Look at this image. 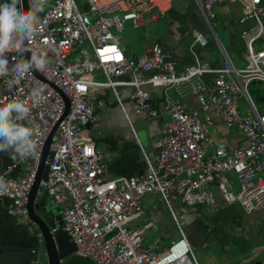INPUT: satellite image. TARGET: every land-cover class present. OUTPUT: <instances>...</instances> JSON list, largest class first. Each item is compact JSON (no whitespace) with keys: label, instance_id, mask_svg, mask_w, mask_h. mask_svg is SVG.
I'll return each mask as SVG.
<instances>
[{"label":"built area","instance_id":"2783aa9c","mask_svg":"<svg viewBox=\"0 0 264 264\" xmlns=\"http://www.w3.org/2000/svg\"><path fill=\"white\" fill-rule=\"evenodd\" d=\"M192 1L210 31L208 36L192 32L193 43L202 47L209 39L215 40L213 7L233 0ZM30 4L26 0V9ZM169 5L170 0H47L36 35L14 46L19 53H8L10 63L12 58L26 60L24 52L29 57L34 52L46 53L47 68L34 70L44 81L30 71L19 84L10 86L14 74L0 76V103L19 98L28 104L30 126L39 142L35 157L18 158V166L6 165L0 175L4 209L15 223L27 226V194L42 144L57 123L45 160L46 177L39 180L37 195L44 193L54 204L62 205L59 220L52 219L49 225L51 235L64 232L74 245L73 254L92 264H197L174 219L171 194L181 204L210 211L234 202L246 214L264 210V106L258 110L247 90L248 85H264V0L240 1L237 23L243 67L234 66L216 40L223 59L218 66L202 65L195 59L176 71L175 62L156 44L127 58L110 29L121 31L126 23L137 27L145 16L154 18ZM139 71L151 74L138 79ZM202 75H211L210 81H202ZM145 84L172 87L175 97L153 104L143 89ZM39 87L45 89V99L33 104L31 93ZM99 88L111 93L138 145L143 164L139 177L107 179L103 175L105 162L92 140V132L98 129L94 111L105 105L94 93ZM119 88L128 90L126 98ZM187 94L195 98L197 107L181 104ZM63 97L68 102L65 113ZM124 101L134 115L164 116L154 160L143 152ZM258 101L264 103V94ZM216 120L240 134L241 144L230 148L218 141L209 150L208 137ZM229 175L236 181V193L231 190ZM143 194L159 197L180 235L160 251L143 245L144 232L156 229V224L147 221L128 227L142 212ZM36 240L40 243L38 235ZM37 245L31 250L32 264H40Z\"/></svg>","mask_w":264,"mask_h":264},{"label":"crops","instance_id":"0c3cea01","mask_svg":"<svg viewBox=\"0 0 264 264\" xmlns=\"http://www.w3.org/2000/svg\"><path fill=\"white\" fill-rule=\"evenodd\" d=\"M240 1L241 0L226 1L220 5H217L215 7L216 8L215 19L217 16L222 21L221 26H223V29L228 36L230 47L241 51L242 43L238 36L239 25L237 23L238 17L240 15V6H241ZM144 23H156V24L154 25L155 27L150 26L151 28L149 29L148 33H145L144 28L141 29L142 34L140 36H137L139 37L138 38L139 42H136L137 43V53L131 54L129 51H127L128 49L120 46V43L118 42L123 54L127 58H133L137 54H141L145 52L152 45L156 44L161 47L162 52L166 54L169 59L175 62L176 71H179L183 66L187 64L193 63L195 59L198 60L202 65L218 66L223 63L221 53L219 49L217 48L215 40L209 39L207 43L202 47H199L193 43V38H192L193 31L201 32L207 36L209 32L192 0H170L169 8H167L166 11H164L162 14L158 12L154 18H149V17L143 18L141 22L136 26L139 28L143 27ZM129 24L131 26H134L131 23ZM222 48L225 51L223 46ZM217 52L220 56V60L216 58ZM225 53L228 56V53L227 52ZM150 74L151 72H140L139 71L136 73V77L138 79H145ZM210 79H211V75L201 76V80L204 82H208L210 81ZM143 89H145L150 94L152 103L159 102V101L165 102V100L170 101L171 99L175 97V91H174V88L172 87H160V86H153L151 84H145L143 86ZM104 90L106 91L108 89H104ZM127 91L128 90L125 88H119L120 95L123 98H126ZM94 93L97 94L98 97L103 98V99L105 98V95H106V93L104 94L96 93L95 90H94ZM180 102L186 108L197 107L195 98L191 96L190 94L185 95L184 98L180 100ZM113 104L115 105L114 101H113ZM103 107L95 109V114H97V112ZM115 109H116L115 110L116 113H118L119 121L114 120V118L110 120L105 119V118L100 120V125L98 124V129L92 132V140L95 143L97 149H99L98 143L100 142L103 143L105 147L107 148L106 155H103V153L99 149V151L102 154L103 161L105 162V169H106L107 161H118V160L124 159L122 160L123 167L122 168L119 167V169L120 170L123 169V171L130 173L128 176L139 177L143 173V164H142V159H141L142 157H141L138 145L135 142L131 131L129 130V127L125 121V118L123 117V115L121 114V112L119 111L116 105H115ZM130 114L135 119H138L137 117H143V120H145V123H146L145 129L141 130V134L139 136L141 140L139 139L138 135H136V137H137V140L143 152L147 156V158L150 160H154L159 150V138L161 136V123L164 120V116L159 115L158 117L147 118L144 115H138V116L134 115L131 112V110H130ZM130 114L127 112V118L129 120V123L132 126ZM220 126L222 127V131L217 129ZM126 131L129 132L132 137L125 138L124 133ZM212 134H215V136L217 137L216 138L217 140H213L214 144L218 141H222L230 148L241 144L240 134H238L233 129L225 128L224 125L218 120H216V125L213 128ZM116 135H119L120 138H122V140H118L117 138H115ZM121 141L125 143L122 149L120 147ZM130 145H133L135 148H132V147L129 148ZM213 145L209 144L208 146L209 150H212ZM103 175L107 179L113 178L116 176H123V175H116V174L113 175L112 173H109L106 170L104 171ZM154 196L157 197V195H153V194H143L140 197V205H141L142 212L134 220L128 223L129 227L135 228L144 222L152 221L154 224H157L156 225L157 228L151 229V230L158 231L157 230L158 225L163 223L162 222V218H163L162 212L164 211L165 213V210H166V212L168 213V216L170 217L168 210L165 208L161 200H160L161 204L164 206L165 210L161 206L158 208ZM39 197L41 196L39 195ZM43 197L45 198V201H46L45 207L38 209L37 212L44 219H47V216H50V215H51V218L53 219V216L50 211L53 212L57 210L59 214V210L61 209L62 205L54 204L53 202L50 201L49 197H47L46 195H44ZM204 208L209 210L206 207ZM218 210L211 211V212H217ZM173 216H174V211H173ZM172 224H173L172 227L177 231L175 222H172ZM177 224L179 225V223ZM256 228H257V233L261 234L262 235L261 238L264 239V210H257ZM27 230L34 231L29 222H27ZM201 230H204V231L206 230V233H204V235H205L207 243H209V240L210 241L213 240L214 235L212 237H209L212 233V231H208L209 228L205 229V227L202 225ZM243 232L247 233V230H244ZM177 234H178V231H177ZM36 235L37 233L34 231L33 237H36ZM163 236H165V234ZM24 240L27 241L28 237H26ZM160 240L161 239L157 237L153 238L149 242V244L144 245V247H150L152 249H154V247L155 248L157 247L159 249L163 246V244L167 245L168 242L172 239H169L163 242ZM187 240H188V237H187ZM256 249L257 248L255 247L254 250L256 251ZM81 261L82 262H79V264H91V262L89 261L87 262L83 260Z\"/></svg>","mask_w":264,"mask_h":264},{"label":"rangeland","instance_id":"374dc122","mask_svg":"<svg viewBox=\"0 0 264 264\" xmlns=\"http://www.w3.org/2000/svg\"><path fill=\"white\" fill-rule=\"evenodd\" d=\"M4 0H0V3ZM216 7V6H215ZM213 7L215 13L216 8ZM194 8V7H193ZM216 14V13H215ZM148 16H145L146 18ZM156 23H144L143 27H135L130 24H125L121 31H115L113 28L110 29L111 33L115 35L120 43V46L128 49L131 54L137 53V43L138 38L142 34L144 28L145 33L149 32L150 26L155 27ZM205 24V23H204ZM222 21L216 16L213 20V29L220 40L225 52L228 53L229 58L234 63L236 67H243L245 65L241 55L240 50L233 49L229 45V39L225 33L223 26H221ZM206 26V25H205ZM207 28V27H206ZM208 30V28H207ZM208 32H210L208 30ZM141 38V37H140ZM141 40V39H140ZM84 47L88 49L86 43ZM216 58L220 60V56L217 52ZM247 90L251 100L254 102L256 108L261 110L264 106L263 102L258 101V98L264 94V85L262 83H257L254 85H248ZM96 93H106L104 102L105 106L101 108L97 114H95V121L100 125V120L102 119H113L119 121L118 113H116L115 105L113 104V97L108 90L102 88L95 89ZM125 102V107L127 112L130 114V107ZM131 115V114H130ZM133 118L131 115V123L135 135L138 137L141 134V130L145 129V120L143 117ZM218 130L222 131V127H218ZM124 137H132L129 132L124 133ZM215 134L212 131L209 133L208 140L210 145L214 144L213 140H217ZM141 140V138L139 137ZM98 148L106 155L107 148L103 143H98ZM228 181L231 186L233 193L238 191L236 181L232 175H229ZM158 208L164 206L161 204L159 197L154 196ZM153 201V200H152ZM170 206L174 211V219L179 223L182 231L184 232L186 238L188 237L190 244V253L196 260L197 264H263L264 263V239L261 238L262 235L257 233L256 221H257V211L251 213H244L240 207L234 203H224L219 205V210L217 212H211L204 208V206H187L179 203L178 197L171 194L170 195ZM165 210V208H164ZM162 224L158 225V231H152L147 229L144 233L143 245L149 244L153 238H160V241H166L169 239H174L178 236L177 231L172 227V222H175L172 215L168 216L165 210L162 212ZM176 214V215H175ZM167 215V216H166ZM177 216V217H176ZM209 228L208 231H212L209 237L213 240L209 243L206 242L204 233L206 230H201L202 225ZM157 225V224H156ZM129 227V226H128ZM247 230L246 232H243ZM165 234V236H163ZM193 239V240H191ZM166 245V244H165ZM161 248H155V251H160L165 246ZM257 248L256 251L254 248ZM38 252L37 257L40 260V264H45V256L43 251L42 243L37 245Z\"/></svg>","mask_w":264,"mask_h":264},{"label":"clouds","instance_id":"9594fccd","mask_svg":"<svg viewBox=\"0 0 264 264\" xmlns=\"http://www.w3.org/2000/svg\"><path fill=\"white\" fill-rule=\"evenodd\" d=\"M46 4L47 0H31L29 8L24 9L23 0H4L0 3V76L13 73L10 86L19 84L20 79L32 70L44 71L49 64L47 54L43 52H34L26 60L12 58L11 63L8 56L14 50L21 51L14 48L18 42L23 43L36 35L39 14ZM44 91L42 87L33 89V104L45 99ZM30 112L29 105L19 98L10 103H0V153L12 159L37 155L39 142L30 126Z\"/></svg>","mask_w":264,"mask_h":264},{"label":"water","instance_id":"95a60500","mask_svg":"<svg viewBox=\"0 0 264 264\" xmlns=\"http://www.w3.org/2000/svg\"><path fill=\"white\" fill-rule=\"evenodd\" d=\"M24 9H26V0H23ZM214 32V31H213ZM217 44L220 45V42L213 33ZM221 46V45H220ZM25 58L28 59L29 55L27 52H24ZM36 77L42 80L34 70H32ZM44 81V80H42ZM65 110L67 111L68 102L63 97ZM95 114V111H94ZM56 124L51 128L48 135L46 136L40 151V157L37 164V170L32 180V184L30 190L27 194L26 200V216L31 224L33 230L37 233L40 239V244L42 243L44 256H45V264H61L69 256L73 255L74 245L68 239V236L62 232L58 231L51 235L49 232V224L45 221V219L37 212L38 209L45 207V198L43 196L39 197L37 195L38 183L40 179H45L47 173V165L45 164L46 157L48 156V148L51 141V138L55 132ZM85 127H88L89 124L85 123ZM115 138L118 140H122L119 135H116ZM106 142V141H105ZM125 143L121 141L120 147L122 149ZM135 148L133 145H130L129 148ZM18 158L12 159L7 154L0 153V175L3 174V170L6 165L14 164L18 166L17 162ZM11 174H9L10 176ZM51 201V200H50ZM5 200H0V205L5 204ZM52 202V201H51ZM53 219L59 220L58 211H50ZM2 211H0V215ZM14 228L18 230L19 225L15 224ZM25 231L24 235H28L32 240V236L34 231H28L27 227H24ZM16 231L10 230L7 227L0 224V264H30L29 260L31 257V249L33 244H31V240L24 241L23 237H16ZM28 233V234H27Z\"/></svg>","mask_w":264,"mask_h":264},{"label":"trees","instance_id":"16d2710c","mask_svg":"<svg viewBox=\"0 0 264 264\" xmlns=\"http://www.w3.org/2000/svg\"><path fill=\"white\" fill-rule=\"evenodd\" d=\"M153 104H156V102H153ZM122 160H124V159H121L118 161H107L105 170L108 171L109 173H112L113 175L116 174V175L128 176L130 173L123 171V169L122 170L119 169V167H121V168L123 167ZM40 196H44V193H41ZM4 205L5 204L2 205L3 209H4ZM45 221L50 225V223L52 221L51 215L47 216V219H45ZM1 224L10 230H13L14 225H15V219L13 217H11L10 215H8L6 213L5 209H4V212L1 216ZM19 227H22V226L19 225ZM81 260L86 261V262L89 261L85 258H80V257H77L75 255H72V256L66 258L64 261H62L61 264H79V262H82Z\"/></svg>","mask_w":264,"mask_h":264},{"label":"flooded vegetation","instance_id":"af4514ba","mask_svg":"<svg viewBox=\"0 0 264 264\" xmlns=\"http://www.w3.org/2000/svg\"><path fill=\"white\" fill-rule=\"evenodd\" d=\"M1 207H0V211H2V214H3V212H4V209H3V206L2 205H0ZM2 214L0 215V224H1V216H2ZM15 224H17V223H15ZM19 225V224H18ZM20 226H22V227H19L18 228V230L17 229H15V228H13L17 233H16V237H20V236H22L23 237V235H24V232H26L25 231V228H23V227H27V226H23V225H20ZM28 234V233H27ZM26 237H28V239L30 238L29 236H27V235H24V238L23 239H25ZM29 240H31V239H29ZM25 241V240H24ZM31 241H33V242H31V244H33V246H32V249H35V247H36V245L38 244L39 245V243L37 242V240H36V237H33L32 236V240ZM41 242V241H40ZM31 249V250H32ZM34 258V255L31 253V257H30V260H29V263L30 264H32V259Z\"/></svg>","mask_w":264,"mask_h":264}]
</instances>
